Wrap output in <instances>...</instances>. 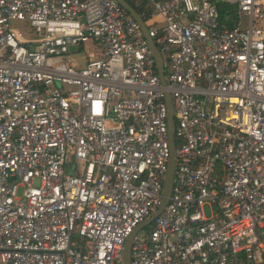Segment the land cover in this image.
Here are the masks:
<instances>
[{"label":"built area","instance_id":"2783aa9c","mask_svg":"<svg viewBox=\"0 0 264 264\" xmlns=\"http://www.w3.org/2000/svg\"><path fill=\"white\" fill-rule=\"evenodd\" d=\"M130 4L165 86L115 0H0V264H121L161 198L164 91L170 194L130 264H264V0Z\"/></svg>","mask_w":264,"mask_h":264},{"label":"water","instance_id":"95a60500","mask_svg":"<svg viewBox=\"0 0 264 264\" xmlns=\"http://www.w3.org/2000/svg\"><path fill=\"white\" fill-rule=\"evenodd\" d=\"M138 24L139 29L147 41L148 47L152 53L153 59H154V65L156 69V74L159 79V83L161 86H165V80L163 75V68H162V58L161 55L156 48L155 44L151 40V38L148 36L146 27L141 19V17L138 15L136 10L132 7L130 2L127 0H115ZM163 101L166 108V128H167V140H168V149H169V156L166 163V170L164 173V179L162 183V190H161V198L159 201V204L157 205L156 209L142 222L138 223L132 231L128 234V236L125 238L122 250H121V264H130L129 260V251H130V244L132 241V238L135 234V232L141 228H144L147 226L153 218L163 209L165 206L169 194H170V188L172 183V177H173V171H174V140H173V112H172V105L171 100L169 97V94L167 91L163 92Z\"/></svg>","mask_w":264,"mask_h":264},{"label":"rangeland","instance_id":"374dc122","mask_svg":"<svg viewBox=\"0 0 264 264\" xmlns=\"http://www.w3.org/2000/svg\"><path fill=\"white\" fill-rule=\"evenodd\" d=\"M221 19V18H220ZM146 25H149L148 21H145ZM255 24L259 27H263L264 28V19L261 20H255ZM10 25L14 28H16L17 30H19L20 32H22L23 34H28V32L30 31V28L28 27V25L26 24L25 21H20V20H12L10 21ZM68 51L72 54H70L68 56V59L71 60L74 63H81L83 61V59H86V56L88 53H93L96 57H98L100 55V49L98 46H96V44H94L93 42H91L90 40H86L84 42H82V46H78L77 44L74 45H68L67 46ZM72 171V163H66L65 165V172L67 173H71ZM203 212L204 215L206 217L209 216L210 212H209V207L208 205H204L203 206ZM151 224V222L147 225L149 226ZM145 226V227H147Z\"/></svg>","mask_w":264,"mask_h":264},{"label":"trees","instance_id":"16d2710c","mask_svg":"<svg viewBox=\"0 0 264 264\" xmlns=\"http://www.w3.org/2000/svg\"><path fill=\"white\" fill-rule=\"evenodd\" d=\"M127 1L130 2V0H127ZM217 9H218L219 17H220L221 19H223V17H224V12H225L226 7L223 5V3L218 2V3H217ZM175 144H176V143H175Z\"/></svg>","mask_w":264,"mask_h":264}]
</instances>
